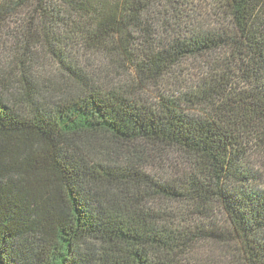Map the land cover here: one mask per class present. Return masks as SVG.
Returning a JSON list of instances; mask_svg holds the SVG:
<instances>
[{"label":"trees","instance_id":"16d2710c","mask_svg":"<svg viewBox=\"0 0 264 264\" xmlns=\"http://www.w3.org/2000/svg\"><path fill=\"white\" fill-rule=\"evenodd\" d=\"M186 7L0 0V264H264V0Z\"/></svg>","mask_w":264,"mask_h":264},{"label":"rangeland","instance_id":"374dc122","mask_svg":"<svg viewBox=\"0 0 264 264\" xmlns=\"http://www.w3.org/2000/svg\"><path fill=\"white\" fill-rule=\"evenodd\" d=\"M182 2H185V5L187 6L186 10H190L191 7H199V11L201 10V12L203 14L208 12V6L211 4L212 0H181ZM11 56V41L6 37L5 39H2L0 41V70H2L1 68L5 67L7 65V63L9 62ZM103 57H96L92 55H87L84 58V62H93V63H97L98 61L102 62ZM40 64L39 65H35L38 66L37 68L39 70L42 71V73L44 72H48L50 73V65L47 66V64H45V59L44 57L41 58L40 60ZM45 67L47 68L45 71ZM190 67V68H189ZM185 68L189 69V70H195V68L193 67V65L189 66L186 65ZM190 74H195L193 72L188 71Z\"/></svg>","mask_w":264,"mask_h":264}]
</instances>
